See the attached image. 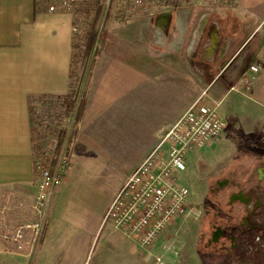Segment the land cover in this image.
Returning a JSON list of instances; mask_svg holds the SVG:
<instances>
[{
    "label": "rangeland",
    "instance_id": "rangeland-1",
    "mask_svg": "<svg viewBox=\"0 0 264 264\" xmlns=\"http://www.w3.org/2000/svg\"><path fill=\"white\" fill-rule=\"evenodd\" d=\"M103 1L97 4L102 6ZM213 5L205 0L202 16L206 20L197 21L191 13L182 27L178 18L165 22L140 18L123 24L113 19L112 10L102 8L88 23L85 21L84 33L75 38L70 80L78 98H86L90 122L81 138L76 123L72 144L65 147L70 163L64 175L74 176L70 182L63 180L72 189V207L98 216L130 172L124 173L129 163L140 161L159 141L162 130L193 103L208 100V106L216 108L226 122L218 137L186 153L176 176L187 191L185 208L156 243L148 250H139L136 245L132 250L125 245V252L116 255L107 242L97 241L88 254L89 264H116L115 260L120 264L264 261V178L257 172L264 167V98L249 95L256 80L242 81L246 96L241 99L236 98V92L227 93L235 80H214L222 65L219 68L216 64L218 54L213 57L205 53L215 20ZM193 29H197L196 35H192ZM156 30L162 32L157 34ZM133 71L137 77L133 84L139 85L134 112L129 101ZM109 95L119 97L116 100ZM233 104L239 107L234 115L227 108ZM54 109L61 110L58 99H30L33 135L45 143L46 151H50L59 129L51 126L49 115ZM82 141L94 144L87 152L96 159H88L85 170ZM75 143L76 154L72 151ZM33 211L34 217L27 218V223L35 219V208ZM3 221L0 219V235L14 244L9 238L11 230L23 221ZM30 238L27 232L25 240ZM22 245L24 250L30 247L27 242ZM33 248L26 253L33 254Z\"/></svg>",
    "mask_w": 264,
    "mask_h": 264
},
{
    "label": "crops",
    "instance_id": "crops-1",
    "mask_svg": "<svg viewBox=\"0 0 264 264\" xmlns=\"http://www.w3.org/2000/svg\"><path fill=\"white\" fill-rule=\"evenodd\" d=\"M203 4L193 2L173 13L158 17L138 16L123 24L140 18L156 22L158 19L165 22L178 18L182 27V21L186 22L191 13L197 16V21L206 20L202 16ZM213 4L216 7L212 13L215 20L210 45L205 48V53L213 57L218 54L216 64L219 68L222 65L214 75V80H235L227 93L236 92V98L239 99L246 96V91L241 89L242 81L256 80L249 95H254L257 100L264 98V0ZM96 5H90L79 12L54 0H0V219L5 220V223L21 219L23 224L27 223V218L30 219L32 215L34 217L38 179L30 99L35 96L57 99V96L68 92L74 41L77 38L73 33V26L80 16H94ZM113 19L116 20L114 17ZM161 32L156 30L157 34ZM192 32V35L198 33L197 29ZM229 67L227 76H224V71ZM132 77L129 101L134 112L139 98V85L133 84V80L137 79L134 71ZM122 91L124 92V88ZM123 92L120 94L121 99ZM110 96L112 95L108 97ZM117 97L119 96H112V99L117 100ZM208 105L210 103L206 99L198 102V106L202 108L209 107ZM227 108L234 115L239 107L233 104ZM89 112L90 108L86 104L77 125L79 138L90 122ZM95 127L98 131V122ZM90 146L93 148L94 144H84L82 141L80 150L85 162L82 170L89 163L88 159L96 161L91 152H87L92 150ZM75 149L76 143L72 148L74 154ZM137 163L133 159L124 173L129 170L131 172ZM73 176L65 178L64 175L55 187L46 225L33 254L26 253L28 247L24 252L18 251L12 242L4 240L0 235V264H89L91 257L88 258V254L92 253L97 241L107 242V246L116 255L118 252H125V245L132 250L135 248V244L122 232L114 230L110 223H102L107 206L98 216H89L80 207L71 206L69 195L72 189L67 182ZM115 192L116 189L109 199ZM115 262L120 264L121 261Z\"/></svg>",
    "mask_w": 264,
    "mask_h": 264
},
{
    "label": "built area",
    "instance_id": "built-area-1",
    "mask_svg": "<svg viewBox=\"0 0 264 264\" xmlns=\"http://www.w3.org/2000/svg\"><path fill=\"white\" fill-rule=\"evenodd\" d=\"M71 10L82 12L98 0H54ZM218 4H232L236 0H208ZM112 2V3H111ZM204 3L205 0H104L102 8L112 10L115 19L124 23L138 16L158 17L185 8L189 3ZM111 8V9H110ZM91 15L80 16L73 33L83 34ZM87 21V23L85 22ZM51 126L63 127L65 135L61 142L54 138L50 151L45 143L35 137V169L38 191L35 199L36 217L31 223L14 227L10 239L17 250H24L23 242L30 243V252L36 247L43 233L49 206L55 187L69 166L65 147L74 123V114L50 111ZM60 122L65 123L59 126ZM226 122L214 107H199L193 103L162 130L159 141L145 154L114 193L102 218L122 232L139 250H148L160 235L168 229L184 210L186 189L177 181L176 173L183 164L186 153L201 148L218 137ZM58 134V133H57ZM59 146V151L55 148ZM27 232L31 233L26 241Z\"/></svg>",
    "mask_w": 264,
    "mask_h": 264
},
{
    "label": "trees",
    "instance_id": "trees-1",
    "mask_svg": "<svg viewBox=\"0 0 264 264\" xmlns=\"http://www.w3.org/2000/svg\"><path fill=\"white\" fill-rule=\"evenodd\" d=\"M98 1L95 4H97ZM84 10L85 8L83 9V11ZM101 10H102V6L97 4L94 8V15L97 16V13H99ZM56 98L60 101V107H61L62 113H74V126L72 130L70 131V135L68 139V144H70L74 137L75 131H76L75 129L76 123L80 121L83 115V112L85 109L86 98L84 95L81 96V98H78L77 89L73 88L71 80L69 83L68 92L63 96H57ZM64 135H65V129L61 128L57 134V138L59 142L62 141V139L64 138ZM58 151H59V146L55 148V152H58Z\"/></svg>",
    "mask_w": 264,
    "mask_h": 264
},
{
    "label": "bare ground",
    "instance_id": "bare-ground-1",
    "mask_svg": "<svg viewBox=\"0 0 264 264\" xmlns=\"http://www.w3.org/2000/svg\"><path fill=\"white\" fill-rule=\"evenodd\" d=\"M257 172L259 173V175H260L261 178H264V167L259 168V169L257 170ZM221 184H224V183H221ZM236 196H237V197H241L240 194H237ZM243 198H245V197L243 196Z\"/></svg>",
    "mask_w": 264,
    "mask_h": 264
},
{
    "label": "flooded vegetation",
    "instance_id": "flooded-vegetation-1",
    "mask_svg": "<svg viewBox=\"0 0 264 264\" xmlns=\"http://www.w3.org/2000/svg\"><path fill=\"white\" fill-rule=\"evenodd\" d=\"M263 263H264V261L261 264H263Z\"/></svg>",
    "mask_w": 264,
    "mask_h": 264
},
{
    "label": "water",
    "instance_id": "water-1",
    "mask_svg": "<svg viewBox=\"0 0 264 264\" xmlns=\"http://www.w3.org/2000/svg\"><path fill=\"white\" fill-rule=\"evenodd\" d=\"M264 264V263H263Z\"/></svg>",
    "mask_w": 264,
    "mask_h": 264
}]
</instances>
